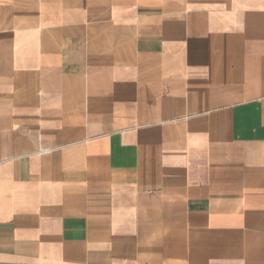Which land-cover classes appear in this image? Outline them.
Here are the masks:
<instances>
[{"label":"crops","instance_id":"obj_1","mask_svg":"<svg viewBox=\"0 0 264 264\" xmlns=\"http://www.w3.org/2000/svg\"><path fill=\"white\" fill-rule=\"evenodd\" d=\"M0 264H264V0H0Z\"/></svg>","mask_w":264,"mask_h":264}]
</instances>
